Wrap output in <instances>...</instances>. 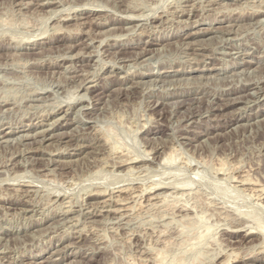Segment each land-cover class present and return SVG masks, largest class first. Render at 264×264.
Wrapping results in <instances>:
<instances>
[{
    "label": "rangeland",
    "instance_id": "rangeland-1",
    "mask_svg": "<svg viewBox=\"0 0 264 264\" xmlns=\"http://www.w3.org/2000/svg\"><path fill=\"white\" fill-rule=\"evenodd\" d=\"M0 137V264H264V0H0Z\"/></svg>",
    "mask_w": 264,
    "mask_h": 264
},
{
    "label": "bare ground",
    "instance_id": "bare-ground-1",
    "mask_svg": "<svg viewBox=\"0 0 264 264\" xmlns=\"http://www.w3.org/2000/svg\"><path fill=\"white\" fill-rule=\"evenodd\" d=\"M214 1V0H213ZM263 2V1H262ZM48 3V2H47ZM49 8V7H48ZM100 12V11H99ZM90 13V12H89ZM91 14V13H90ZM89 14V15H90ZM65 16H63V18H64ZM68 17V16H67ZM252 17V16H251ZM106 19V18H105ZM138 20V19H137ZM100 22V21H99ZM187 22V21H186ZM79 23V22H78ZM95 25V24H94ZM228 25V24H227ZM199 31V30H198ZM214 31V30H213ZM226 33V32H225ZM160 40V39H159ZM95 41V40H94ZM117 41V40H116ZM193 43V42H192ZM88 44V43H87ZM101 45V44H100ZM87 47V46H86ZM94 47V46H93ZM190 47V46H189ZM98 48H99V46H98ZM99 53V52H98ZM63 60V59H62ZM126 62V61H125ZM251 62V61H250ZM142 65V64H141ZM103 66V65H102ZM132 66V65H131ZM127 67H129V66H127ZM136 67V66H135ZM141 67V66H140ZM67 68V67H66ZM111 68V67H110ZM144 68H145V66H144ZM130 70V69H129ZM155 71V70H154ZM140 73V72H139ZM119 75V74H118ZM165 75V74H164ZM203 75V74H202ZM84 77V76H83ZM98 77V76H97ZM123 77V76H122ZM92 78V77H91ZM149 82V81H148ZM146 83V82H145ZM81 84V83H80ZM91 85V84H90ZM104 85V84H103ZM100 86V85H99ZM73 93V92H72ZM77 93V92H76ZM75 93V94H76ZM81 94V93H80ZM103 94V93H102ZM252 94H254V93H252ZM260 94V93H259ZM78 95V94H77ZM183 95V94H182ZM230 95V94H229ZM82 96V95H81ZM72 97V96H71ZM78 97V96H77ZM105 97V96H104ZM80 98V97H79ZM225 99V98H224ZM73 100V99H72ZM82 100V99H81ZM74 101V100H73ZM232 101V100H231ZM81 102V101H80ZM77 104V103H76ZM70 105V104H69ZM72 105V104H71ZM97 105V104H96ZM222 105V104H221ZM90 106V105H89ZM88 106V107H89ZM69 107V106H68ZM84 107V106H83ZM95 108V107H94ZM58 109V108H57ZM76 109V108H75ZM84 109V108H83ZM85 109H86V107H85ZM93 112V111H92ZM90 114V113H89ZM261 115V114H260ZM63 116V115H62ZM254 118V117H253ZM59 118H57V120H58ZM56 120V121H57ZM87 120V119H86ZM55 121V120H54ZM44 123V122H43ZM51 123V122H50ZM52 123H53V121H52ZM53 126V125H52ZM230 127V126H229ZM25 129V128H24ZM44 130V129H43ZM48 130V129H47ZM161 130V129H160ZM40 132V131H39ZM66 132V131H65ZM12 133V132H11ZM69 133V132H68ZM203 133V132H202ZM205 133V132H204ZM4 134V133H3ZM60 134V133H59ZM6 136H8V133H6V135H4V136H2V137H6ZM2 137H0V138H2ZM34 137V136H33ZM19 138H20V136H19ZM18 138V139H19ZM187 138V137H186ZM13 139V138H12ZM35 139V138H34ZM42 141V140H41ZM192 141H194V140H192ZM8 142V141H7ZM31 143V142H30ZM57 144V143H56ZM15 145V144H14ZM24 146V145H23ZM44 146V145H43ZM34 147V146H33ZM34 149V148H33ZM173 149H174V151H175V148L173 147ZM177 149V148H176ZM81 151V150H80ZM170 151V150H169ZM178 152V151H177ZM173 152H171V154H172ZM176 153V152H175ZM174 153V154H175ZM171 154H169V156H171L172 157V155ZM173 154V155H174ZM167 157V156H166ZM154 158V157H153ZM168 159V158H167ZM170 160H171V158H169ZM172 159H173V157H172ZM126 162H131V161H126ZM122 164H123V162H122ZM131 167V166H130ZM133 169V168H132ZM246 183V182H245ZM155 184V183H154ZM253 184V183H252ZM157 185V184H156ZM155 185V186H156ZM158 185H160V184H158ZM163 185V184H162ZM181 185V184H180ZM179 185V186H180ZM184 185V184H183ZM166 186V185H165ZM168 186V185H167ZM178 186V187H179ZM131 187V186H130ZM153 187H154V185H153ZM152 187V188H153ZM159 187V186H158ZM177 187V186H176ZM183 186L181 185V188H182ZM123 188V187H122ZM165 188V187H164ZM125 189V188H124ZM128 189V188H127ZM132 189V188H131ZM139 190V189H138ZM105 191V190H104ZM120 191H121V189H120ZM126 191H128V190H126ZM153 191V190H152ZM260 191H262V194H263V191H264V189L262 190V188L260 187ZM102 193V192H101ZM107 193V192H106ZM110 193H111V191H110ZM144 193H146V192H144ZM143 193V194H144ZM156 193V192H155ZM159 193V192H158ZM175 193V192H174ZM261 193V192H260ZM102 194H105V193H102ZM131 194V193H130ZM142 194V195H143ZM171 194H172V192H171ZM179 194V193H178ZM110 195V194H109ZM124 195V194H123ZM134 195H136V194H134ZM161 195V194H160ZM170 195V194H169ZM92 196V195H91ZM111 196V195H110ZM118 196V195H117ZM145 196V195H144ZM158 194L156 193V194H152V196L150 197L151 198V200L152 199H156L157 200V198H158ZM168 196V195H167ZM175 196V195H174ZM173 196V197H174ZM125 197V196H124ZM129 197V196H128ZM134 197V196H133ZM136 197V196H135ZM110 198V197H109ZM117 198V197H116ZM137 199V198H136ZM167 199H168V197H167ZM104 200H106V199H104ZM118 200V199H117ZM141 200V199H140ZM142 200H143V198H142ZM149 200V199H148ZM165 200V199H164ZM137 201V200H136ZM109 202V201H108ZM116 202V201H115ZM123 202H127L126 200L125 201H122V203ZM139 202V201H138ZM137 202V203H138ZM164 202V201H163ZM166 202V201H165ZM105 203V202H104ZM103 203V204H104ZM120 203V202H119ZM139 203H141L142 204V202H139ZM162 203V202H161ZM264 203V202H263ZM69 204V203H68ZM91 204V203H90ZM117 204H118V202H117ZM125 204V203H124ZM123 204V205H124ZM133 204V203H132ZM144 204H146V203H144ZM144 204L142 205V206H144ZM151 204V203H150ZM155 204V203H154ZM154 204L152 205V206H154ZM158 204H160V203H158ZM60 205H63V204H60ZM98 205V204H97ZM139 205V204H138ZM68 206V205H67ZM66 206V207H67ZM100 206V205H99ZM127 206H129V205H127ZM137 206V205H136ZM146 206V205H145ZM71 207V206H70ZM132 207H134V206H132ZM156 207V206H155ZM111 208V207H110ZM136 208V207H135ZM132 209V208H131ZM72 210V209H71ZM99 210V209H98ZM107 210H108V208H107ZM123 210V209H122ZM66 211V210H65ZM89 211H90V209H89ZM111 211V210H110ZM68 212V211H67ZM77 212H78V210H77ZM100 212H101V209H100ZM108 212V211H107ZM110 213V212H109ZM66 215V214H65ZM74 217V216H73ZM69 218V217H68ZM76 218V217H75ZM117 218V217H116ZM59 219H60V217H59ZM74 220V219H73ZM95 220V219H94ZM258 220V219H257ZM262 221V220H261ZM61 222V221H60ZM68 223V222H67ZM94 223V222H93ZM40 224V223H39ZM74 224V223H73ZM72 224V225H73ZM256 224H257V221H256ZM261 224H263V223H261ZM84 225V224H83ZM258 226H259V229L262 231V233L264 232V224H263V226L262 225H260L259 223H258ZM75 227V226H74ZM85 229V228H84ZM257 229V228H256ZM260 231V232H261ZM75 233V232H74ZM254 233H256L255 231H254ZM249 234V233H248ZM88 235V234H87ZM248 237V236H247ZM264 241V240H263ZM260 244V243H259ZM73 246V245H72ZM77 246V245H76ZM259 247V246H258ZM261 247V246H260ZM250 248V247H249ZM252 248V247H251ZM257 248V247H256ZM60 249V248H59ZM260 249V248H259ZM250 250H252V249H250ZM264 250V249H263ZM58 251V250H57ZM54 252V251H53ZM253 252V251H252ZM256 253V252H255ZM233 254V253H232ZM251 254V253H250ZM259 254V253H258ZM231 255V254H230ZM246 255V254H245ZM238 256V255H237ZM89 257V256H88ZM250 257V256H249ZM252 257V256H251ZM262 257V256H261ZM65 258V257H64ZM84 258V257H83ZM242 258V257H241ZM244 258V257H243ZM247 258V257H246ZM226 259V258H225ZM232 259V258H231ZM230 259V260H231ZM235 260V259H234ZM54 261V260H53ZM60 261V260H59ZM230 261L228 260V259H226V261H223V262H221L220 264H230L229 263Z\"/></svg>",
    "mask_w": 264,
    "mask_h": 264
}]
</instances>
